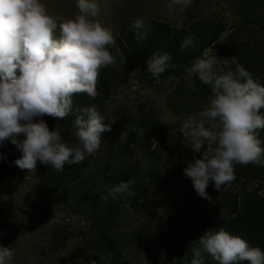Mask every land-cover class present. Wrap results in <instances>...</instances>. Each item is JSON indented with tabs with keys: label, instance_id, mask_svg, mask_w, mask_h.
<instances>
[{
	"label": "rangeland",
	"instance_id": "374dc122",
	"mask_svg": "<svg viewBox=\"0 0 264 264\" xmlns=\"http://www.w3.org/2000/svg\"><path fill=\"white\" fill-rule=\"evenodd\" d=\"M41 2L46 4L50 14L65 19L73 18L78 12L76 0ZM169 2L100 0L102 7L106 5L109 9L107 15L102 11L99 19L112 30L116 39V45L109 49L116 64L101 69L100 72L111 75L115 83L112 88L105 89L99 82L98 100L107 115V123L111 125L107 136L116 139L117 143L128 144L129 152L125 155L120 152L109 154L107 143L101 142L99 151L84 161L101 163L112 169L134 170L141 188L123 198L119 210L112 212V217L105 222L93 212L96 205L94 196L85 192L93 191L94 185L88 186L87 181H72L67 188L71 189L64 192L65 196L54 190L46 193V188L40 183L39 161L35 173L21 170L13 163V173L0 178V246L13 251L11 264H174L177 262L176 248L160 242L155 227H173L184 222L182 228L186 235L190 234L187 241L191 245H198L199 237L210 229L224 228L235 234L225 225L224 208L214 211L204 206L192 180L184 175L186 162H194L201 153L192 151L180 131L181 122L200 111L207 101L196 84V76H189L187 69L208 52L217 57V72L232 71L228 62L219 55L229 49L232 29H226L216 43L199 49L183 63L173 64L178 72L172 76L173 83L166 92L149 86L151 74L147 72V63L138 62L132 58L133 54L124 53V37L134 36V32L120 31L129 16L164 23L173 30L182 28L189 10L196 17L219 18L228 28L233 16L230 15V0H198L197 5L194 4L196 0H192L187 7L176 5L172 12L167 10ZM195 5L197 10L193 11ZM249 63L256 66L252 61ZM152 79L153 83L158 81ZM179 86L186 93L180 94ZM116 96L121 99L115 100ZM134 117L152 119L149 147L131 142L129 125H133ZM42 119L50 130L56 129L57 126ZM166 119L174 121V124L163 123ZM260 138L264 141V132ZM75 144V140L70 142L71 146ZM10 152L17 159L14 145L6 141L0 146V153L9 155ZM84 161L78 164L84 165ZM78 164L69 165L66 173L73 171ZM251 166L237 165L235 180L220 191L210 181L206 189L209 202H218L216 205L220 206L223 193H228L236 196L240 206L246 191L258 188V193L262 194L264 172L255 176ZM81 171H87V167L80 168L79 175ZM82 188L86 190L83 192ZM192 258V252L191 255L184 253L177 264H191ZM206 263L216 264L210 256L206 257Z\"/></svg>",
	"mask_w": 264,
	"mask_h": 264
},
{
	"label": "clouds",
	"instance_id": "9594fccd",
	"mask_svg": "<svg viewBox=\"0 0 264 264\" xmlns=\"http://www.w3.org/2000/svg\"><path fill=\"white\" fill-rule=\"evenodd\" d=\"M191 3L170 0L167 10ZM75 6L77 14L65 19L50 14L41 0H0V146L6 141L16 146L21 155L13 163L26 172L35 173L38 161L56 172H62L65 165L81 163L99 151L102 134L111 131L95 105L84 107L73 123L75 146L64 141L59 125L50 130L42 119L66 118L77 95L95 100L101 69L116 64L109 51L116 39L99 19L102 11L108 14L107 6L102 7L100 0H76ZM129 30L138 42L152 31L143 18L135 19ZM190 46H194L191 36L180 49ZM171 59L167 52H153L146 62L147 72L159 80ZM232 62L235 72H217L216 55L205 52L187 69L189 76L195 75L210 88L201 110L180 125L188 146L201 153L194 162H186L184 175L205 199H210L206 192L210 181L220 191L235 180L237 165L264 167V141L260 138L264 132V85L234 58ZM163 123L173 125L174 121ZM129 130L145 135L134 125H129ZM6 159L0 153V160ZM133 183L121 180L108 189L101 202L118 198ZM191 252V264H205L208 256L216 264H264V250L224 228L205 231ZM13 257L9 247L0 246V264H11Z\"/></svg>",
	"mask_w": 264,
	"mask_h": 264
},
{
	"label": "trees",
	"instance_id": "16d2710c",
	"mask_svg": "<svg viewBox=\"0 0 264 264\" xmlns=\"http://www.w3.org/2000/svg\"><path fill=\"white\" fill-rule=\"evenodd\" d=\"M194 4L197 5L198 0H196ZM196 5L193 11L197 10ZM230 9V15L233 16L228 28H226L225 21H221L219 18L196 17L191 10L186 12L183 19L185 27L175 30L164 23L153 20L147 21L148 26L152 29L151 33L146 39L139 42L135 39V35L127 38L124 37L126 43L123 47V51L125 54H133L132 58L141 63H146L153 52L169 53L172 59L169 61L168 69L161 74L160 79L156 83L152 82V78L155 77L151 76L148 80L150 87L160 92H166L168 87L173 83V80L170 78H172L173 75H177L178 72L176 67H172L173 64L183 63L199 49H203L211 43H216L219 40L220 34L226 29H232L229 33L232 43L228 45L229 49L221 51L219 55L228 62L232 72L236 71V64L232 62L234 58L237 63L253 75L254 80L264 85V66H262V63H264V0H230ZM134 20L132 16L127 17L120 29L121 33L125 31L126 33L131 32L129 28ZM189 36L193 37L194 46H190L185 51H181V43ZM241 36L243 37L242 39H240ZM249 61H252L257 67L252 66ZM99 77L100 85L105 89L114 86L115 82L111 75H105V73L100 72ZM195 81L199 86L203 98L208 99L210 88L201 83L197 77ZM175 86L176 85H173L174 88ZM179 87L180 94L182 92L186 93V90L182 89L181 86ZM195 92L194 89V93ZM90 105H95L99 109L101 114L105 117L104 122L107 123V115L98 100V96L95 100H91L87 95H77L73 98L72 112L69 113L66 118H52L49 116H44L43 118L55 126L59 125L63 133L64 141L70 144V142L74 140L71 133L75 130L73 123L76 117L82 115L83 113L81 110ZM261 112L264 114V109H262ZM85 118H87L86 115ZM132 123L136 129H143L145 135H140L138 130H130L131 142L149 147L152 136V119L148 117H134ZM19 138L23 139V136ZM101 140V142L107 143L109 154L112 152L119 154L120 152V154L125 155L129 152L128 144L117 143L116 139L107 136V132L102 135ZM14 148L17 158H19L20 152L16 146H14ZM3 155L9 160H0V178L13 173V161L16 159L11 152L9 155ZM84 162V165L78 164V166H74L73 171L68 174L66 172L69 165H65L62 172H56L51 167L40 163V173L42 177L40 183L42 187L46 188V190H44L46 193H50V191L54 190L59 195L64 194V196V192L71 189L67 188L72 181H87L88 186L89 184L94 185L93 191L86 190L85 188H82V191L84 192L86 190L85 192L94 196L96 205H94L95 210L93 212L106 222L108 218L112 217L110 216L112 212H117V210H119V204L122 199L134 194L141 188L142 184L137 182L139 176H134V170L112 169V167H104L101 163L97 164L90 160ZM85 167H87V171H81L82 173L79 175L78 172L80 168ZM251 167L254 168L255 176L264 172V167H257L256 165ZM129 179L134 181V183L131 185L128 192L120 195L116 199L109 198L107 201L101 202V197L107 193L109 188L119 184L121 180L126 182ZM262 188L264 189V185ZM201 200L204 202V206H209L211 209L213 208L214 211L223 207V218H227L225 224L227 228L248 241L250 246L260 247L261 250H264V192L262 194L258 193V188L246 191L243 194L240 206L237 205L236 196L228 193H223L220 206L216 205L218 202H209L210 199L201 198ZM183 226L184 222H180L173 227L163 225L155 227L154 229L158 234L160 242L176 248L177 262L174 264L180 262L182 254L188 253L191 255L192 247L197 246L196 243L191 245V243L187 241L190 234H185V230L182 228Z\"/></svg>",
	"mask_w": 264,
	"mask_h": 264
}]
</instances>
